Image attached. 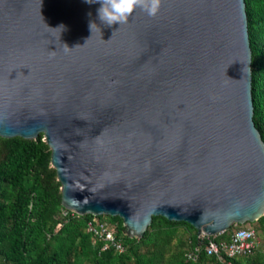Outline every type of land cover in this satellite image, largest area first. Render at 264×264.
I'll use <instances>...</instances> for the list:
<instances>
[{"label": "water", "instance_id": "95a60500", "mask_svg": "<svg viewBox=\"0 0 264 264\" xmlns=\"http://www.w3.org/2000/svg\"><path fill=\"white\" fill-rule=\"evenodd\" d=\"M100 6L0 0V137L44 135L63 208L129 238L157 216L197 245L261 220L245 1L160 0L112 26Z\"/></svg>", "mask_w": 264, "mask_h": 264}, {"label": "trees", "instance_id": "16d2710c", "mask_svg": "<svg viewBox=\"0 0 264 264\" xmlns=\"http://www.w3.org/2000/svg\"><path fill=\"white\" fill-rule=\"evenodd\" d=\"M244 1L253 53V121L264 143V0ZM46 143L44 135L34 140L0 137V264H222L206 254L205 238L196 244L195 227L162 216L152 219L141 239L126 236L121 219L99 217L124 248L102 251L103 243L89 232L95 217L63 208L61 183ZM238 230L254 231L258 242L252 255L231 263L264 264V217L210 238L228 241Z\"/></svg>", "mask_w": 264, "mask_h": 264}, {"label": "built area", "instance_id": "2783aa9c", "mask_svg": "<svg viewBox=\"0 0 264 264\" xmlns=\"http://www.w3.org/2000/svg\"><path fill=\"white\" fill-rule=\"evenodd\" d=\"M89 232L103 243L102 251L110 248L119 252L124 250L122 242L109 230L107 223L99 222L98 218L90 224ZM202 238L207 240L206 254L214 256L222 264H232V259L238 256L252 255L256 248V234L251 230L234 231L228 241L214 242L209 236ZM190 257H193V254Z\"/></svg>", "mask_w": 264, "mask_h": 264}, {"label": "clouds", "instance_id": "9594fccd", "mask_svg": "<svg viewBox=\"0 0 264 264\" xmlns=\"http://www.w3.org/2000/svg\"><path fill=\"white\" fill-rule=\"evenodd\" d=\"M101 6L97 10L99 20L107 25L126 23L136 8H141L149 16H155L160 7V0H87ZM95 23L90 24L92 31Z\"/></svg>", "mask_w": 264, "mask_h": 264}, {"label": "rangeland", "instance_id": "374dc122", "mask_svg": "<svg viewBox=\"0 0 264 264\" xmlns=\"http://www.w3.org/2000/svg\"><path fill=\"white\" fill-rule=\"evenodd\" d=\"M256 224V223H255ZM249 224H247V226H248ZM244 227H246V225L244 226ZM256 241H257V239H256ZM258 242V241H257Z\"/></svg>", "mask_w": 264, "mask_h": 264}, {"label": "bare ground", "instance_id": "6f19581e", "mask_svg": "<svg viewBox=\"0 0 264 264\" xmlns=\"http://www.w3.org/2000/svg\"><path fill=\"white\" fill-rule=\"evenodd\" d=\"M257 245V244H256Z\"/></svg>", "mask_w": 264, "mask_h": 264}]
</instances>
